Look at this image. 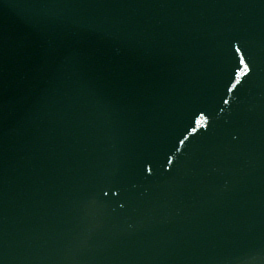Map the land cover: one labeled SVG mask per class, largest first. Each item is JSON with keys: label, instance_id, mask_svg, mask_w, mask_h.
<instances>
[{"label": "snow or ice", "instance_id": "6c2138e0", "mask_svg": "<svg viewBox=\"0 0 264 264\" xmlns=\"http://www.w3.org/2000/svg\"><path fill=\"white\" fill-rule=\"evenodd\" d=\"M240 63L244 64V69L242 72H237L238 76H241V75L245 76L246 74H249L253 71V69L250 68L249 66L251 63H253L251 57H249L247 61H245L244 59H241ZM181 143H183V141H181ZM149 171H151V169H149ZM120 207H123V204H121Z\"/></svg>", "mask_w": 264, "mask_h": 264}]
</instances>
